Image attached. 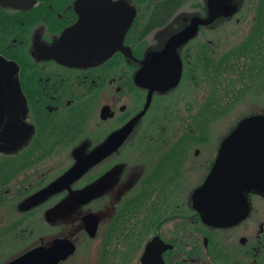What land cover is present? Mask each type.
<instances>
[{"label":"flooded vegetation","instance_id":"af4514ba","mask_svg":"<svg viewBox=\"0 0 264 264\" xmlns=\"http://www.w3.org/2000/svg\"><path fill=\"white\" fill-rule=\"evenodd\" d=\"M222 1L228 2L0 0L5 106L0 124V259L9 251L5 243L35 240L10 261L69 237L76 252L59 264H74L83 241H98L108 221L111 244L130 238L138 243L136 254H128L135 264H143L155 239L170 245L161 264H264V192L246 191L248 212L238 222L205 221L193 194L217 158L196 183L198 171L207 167L196 159L212 121L201 134L195 131L192 142H181V120L170 103L184 82L206 100L220 80L226 96H239L235 101L264 96V0L231 2L237 12L230 16L221 14ZM194 18H199L194 34L162 61L170 69L177 53L179 83L161 90L159 75L149 67H160L155 56L167 52L170 41ZM231 22L238 26L240 40L225 46ZM247 112L237 127L264 116V104ZM123 129L126 137L108 156L88 166L81 177L71 176L92 150ZM89 177L94 199L79 204L76 196L88 188L84 180ZM58 178H65L64 188L49 191ZM27 199L32 203H23ZM93 202L100 221L91 238L82 217ZM36 209L43 211L39 222ZM37 227L41 231L34 232Z\"/></svg>","mask_w":264,"mask_h":264},{"label":"water","instance_id":"95a60500","mask_svg":"<svg viewBox=\"0 0 264 264\" xmlns=\"http://www.w3.org/2000/svg\"><path fill=\"white\" fill-rule=\"evenodd\" d=\"M222 15L230 16L237 12V6L222 1L219 4ZM198 19L194 18L191 25L173 38L167 52L156 55L154 60L160 67L152 68L159 75L161 90L179 83L182 65L176 53L174 66L166 69L162 65L165 54H170L172 47L189 38L197 29ZM169 50V51H168ZM175 50V49H174ZM174 52V51H173ZM169 68V67H167ZM140 71L138 77L146 70ZM166 77H164V76ZM5 115V106L0 81V124ZM127 135L123 129L113 134L103 145L92 150L86 156L84 165H76L71 172L73 178L81 177L87 170L102 158L108 156ZM65 178H58L49 186V191H61L65 186ZM264 192V116H255L244 121L223 142L213 168L205 180L193 194L194 206L201 217L215 225H226L240 221L248 212L247 190ZM93 188H85L76 196L79 204L89 203L94 199ZM87 234L94 238L99 227V216L90 211L82 217ZM170 247L159 239L148 244L142 258L143 264L163 263V251ZM77 246L69 237L56 238L50 245H39L6 264H59L76 252Z\"/></svg>","mask_w":264,"mask_h":264},{"label":"rangeland","instance_id":"374dc122","mask_svg":"<svg viewBox=\"0 0 264 264\" xmlns=\"http://www.w3.org/2000/svg\"><path fill=\"white\" fill-rule=\"evenodd\" d=\"M195 0H189V3L194 4ZM197 1V0H196ZM228 2H233L236 4L238 0H227ZM188 2V1H186ZM188 3V4H189ZM187 4V3H186ZM192 4V5H193ZM229 27H231V32L227 34V39L224 43L225 46L227 45H238L240 36H238V26L234 23H229ZM233 28V29H232ZM217 41V40H216ZM214 91L212 96H207V100L204 99L203 94L194 95V88L193 86L189 85V83L184 82L178 90L176 96H172L170 103L173 107L172 109L176 112V116L178 119L180 118V134H181V142H192L194 137L184 138V134L187 131L192 130V128L201 134L200 131L205 130L208 126L206 123H209L210 119H214L210 124V134L208 141L201 145L199 149L202 151V154L199 158L196 159L198 163L203 164L202 169L198 171L195 177V182H199L206 176L208 173L209 165L212 164L215 160L223 141L229 136V134L245 119L248 114L251 112H247L249 108H253L256 105L260 106L264 104V96H243L240 100L235 101L239 96H226L222 89L221 80L219 82L214 81L213 83ZM195 100V103L193 101ZM167 108V107H166ZM200 109V110H199ZM199 110V111H198ZM198 111V112H197ZM194 112H197V117L193 118V125L190 126L189 118L194 115ZM191 119V118H190ZM197 132H195L197 134ZM85 184H90L88 187H93V183L91 177L84 180ZM194 182V183H195ZM72 197H68V200ZM23 199V198H22ZM28 202L32 203V200L27 199L23 203ZM96 203V202H95ZM95 204L94 202L86 208L85 211H94ZM83 211V212H85ZM43 213L42 210L37 211L36 215L41 216ZM80 213V212H79ZM106 216H108V206L104 208L103 212ZM82 214V213H81ZM79 222L81 221V215H79ZM108 218V217H106ZM35 221L39 222L40 219L36 218ZM26 223V222H25ZM105 223V222H104ZM24 224V223H23ZM22 224V228L24 227ZM69 224V225H68ZM71 223H67L68 228ZM104 225V224H103ZM34 228V227H33ZM67 228V230H68ZM70 228H73L71 225ZM109 229L110 223L106 221V227L101 234V237L95 241L85 242L82 243V254L76 262H72L74 264H97V251L98 253L104 252V260L110 261L111 264H135L136 261L134 258H129L128 254L129 251H136L139 248L138 243H136L134 238L127 239L126 241H120L118 244L114 242V244L110 243L109 239ZM39 231L40 228L37 227L35 231ZM41 231V230H40ZM84 236H81V241L84 239ZM108 239V240H107ZM35 240L24 243H17L12 245V243H5L6 244V255L0 259V263L7 261L11 257L18 254L22 249L25 247L34 244ZM12 245V246H11ZM118 250L114 251V248ZM117 245V246H116ZM11 246L10 249H8ZM106 246V248H105ZM87 248V250H86ZM87 252H86V251ZM131 255V253L129 254ZM4 260V261H3ZM133 261V262H132Z\"/></svg>","mask_w":264,"mask_h":264},{"label":"trees","instance_id":"16d2710c","mask_svg":"<svg viewBox=\"0 0 264 264\" xmlns=\"http://www.w3.org/2000/svg\"><path fill=\"white\" fill-rule=\"evenodd\" d=\"M183 2H185V0H181V3H183ZM215 61V60H214ZM214 65V64H213ZM215 66V65H214ZM216 76H218V79L220 78V75H219V73H216ZM215 76V77H216ZM171 107V106H170ZM197 117V115H193L192 117H190L189 118V124H190V126L191 125H193V118L195 119ZM211 121H213L214 119H210ZM209 124H210V122L209 123H206V125H208L209 126ZM208 126L206 127V128H208ZM191 129H193L192 128V126H191ZM209 129V128H208ZM195 135V130H189V131H187V133H185L184 134V138H190V137H193ZM36 211H37V209H36ZM36 213V212H35ZM59 214L60 215H62V214H65L64 212H59ZM69 215H71V213H69ZM36 218H38L39 219V215H36ZM105 248H106V246H105ZM86 250H87V248H86ZM85 250V251H86ZM82 251V250H81ZM87 252V251H86ZM103 252H105V251H103ZM97 264H111V262L109 261H105L104 260V253L101 255V257H100V260L97 262Z\"/></svg>","mask_w":264,"mask_h":264},{"label":"bare ground","instance_id":"6f19581e","mask_svg":"<svg viewBox=\"0 0 264 264\" xmlns=\"http://www.w3.org/2000/svg\"><path fill=\"white\" fill-rule=\"evenodd\" d=\"M143 258V257H142Z\"/></svg>","mask_w":264,"mask_h":264}]
</instances>
